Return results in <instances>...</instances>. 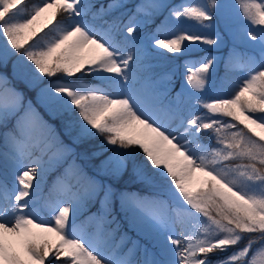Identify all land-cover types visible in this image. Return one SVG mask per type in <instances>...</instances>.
I'll return each instance as SVG.
<instances>
[{
    "label": "snow or ice",
    "instance_id": "6c2138e0",
    "mask_svg": "<svg viewBox=\"0 0 264 264\" xmlns=\"http://www.w3.org/2000/svg\"><path fill=\"white\" fill-rule=\"evenodd\" d=\"M125 6L112 0L93 11L90 0H0V39L5 51L10 45L32 62L38 78L63 74L42 93L78 115L82 138L102 136L116 146L101 162L106 174L119 176L131 162L139 179L169 186L175 205L120 194L121 209L148 226L158 252L149 258L145 249L141 261L135 246L122 250L123 238L112 242L117 229L105 227L115 223L111 188L75 166L65 169L54 185L57 195L41 205L46 165L71 150L29 104L4 160L15 183L9 188L0 181V264H264V0H141L127 24L105 19ZM62 13L66 19L58 21ZM158 15L163 19L150 43L134 35ZM221 20L225 34L252 48L230 57V68L244 70L230 96L213 82L216 58L199 55L204 46L224 42ZM153 53L185 58L184 91L174 98L145 75ZM77 74L94 82L67 79ZM21 100L11 89L0 91V122ZM100 191V213L78 223L84 202Z\"/></svg>",
    "mask_w": 264,
    "mask_h": 264
},
{
    "label": "rangeland",
    "instance_id": "374dc122",
    "mask_svg": "<svg viewBox=\"0 0 264 264\" xmlns=\"http://www.w3.org/2000/svg\"><path fill=\"white\" fill-rule=\"evenodd\" d=\"M90 2L95 4L96 7L93 9V11H96L101 5L106 8L107 5L112 2V0H90ZM124 2L126 5L124 8L114 10L107 17H105V19L111 21L113 18L119 17L121 26L127 24L129 16H131L135 12V5L141 3V0H124ZM166 2L169 4H178L180 3V0H166ZM166 14L167 13L165 12L163 15ZM163 15H158L155 18L154 22L146 24L143 31L138 30L137 33H134V35H140L146 40V42L150 43V37L155 32L156 26L163 19ZM61 16L64 17L66 16V14L62 13ZM137 18L140 19L142 17L137 16ZM97 23L100 22L97 21ZM217 27L221 30V34L224 35V42L219 47L204 46L205 50L199 52V55H211L216 58L213 69L210 70V72H212L213 74V82L217 85L218 88H222L224 92L230 96L235 90V84L244 75L243 69H232L228 66L230 57L232 56L234 50L239 52L251 53L252 48L250 47V44L243 39H237L234 41L229 35L225 34L222 31L224 28V23L222 20L218 23ZM12 56L13 58L11 59L10 66L11 73H8L6 70L0 67V91L5 88L11 89L16 93H19L22 97V100L20 109L15 114L9 116L3 122H0V181H5L9 188H11L15 183V177L12 174L13 169L11 167H8L6 169L4 166V160L10 153L8 138L11 134L14 133L13 130L7 125L8 123H10L11 119H15L17 122V120L28 109V106L30 104L32 109L35 110V112L42 118V120L51 127V129L53 130V134L58 137L59 141L71 150L66 156L62 158V164L59 162V160H54L50 166L46 165L49 170L44 174L43 179L46 181L47 187L43 186L42 189L41 186V205L43 203V199L47 198L50 193H52L53 196L57 195V193L54 191V185L56 184L58 178L64 176L65 169L69 168V166H75L77 168L81 167V171H83V173L86 174L87 177H90L99 182V184L104 186L105 188L109 186L111 188L112 198L109 205L111 209V215L109 216V219L111 220L114 218L115 223L106 225L105 227L109 229H117L112 238V242L114 244L121 243V239L123 238L122 250L126 251L128 248L135 246L137 249L135 259L143 261L146 256L145 249H147V255L150 258L151 254L158 252V249L154 247L155 240H141L137 236V234L151 237L153 236V233L149 230L147 225H142L139 222H134L131 218L130 212H126L121 209L120 194L132 193L139 194L140 196L145 197H158L160 199L167 200L170 204L175 205L178 203V201L173 196L172 192L169 189V186L159 178H156L154 184H149L146 181L139 179L133 172V170L130 176H133L134 178H129V180H127V183L131 184L140 181V185H142V187L140 188L136 185L132 187L117 186L115 181L118 178L122 177L126 170L119 176H112L110 174H106L105 171L101 168V162L107 160L108 157L112 155L113 149L116 146H104L102 144V141H95L93 143L91 140L92 138H85V141L83 140L82 142L83 147L85 148V150H88L89 153H91V156L93 157V160L91 162L97 163L96 168L92 170V173H89L86 170L85 161H79L80 156L75 154L76 147L72 143L74 140H76L78 134H80V132L74 133L75 131H73L75 117L71 116H75L76 113H67L60 110L58 106L48 101L42 93V89L45 88L50 81L63 79V76L58 74L57 77H42L39 79L30 77L28 73L22 69L18 60V56L12 55V50L10 48H8V51H5L4 45L0 44V63L3 61V65H5ZM147 63L151 65V68L146 71L145 75L152 79L153 86L157 90L161 92L167 90L168 98H174L177 93H181L184 91L185 58H174L172 54H168L167 58H163L153 53V55L149 57ZM72 80H74V82L83 83L94 82V78L82 74H77V76L75 78H72ZM20 84H24L25 86L29 84L31 86V88L28 87L30 89L29 93H32L33 96H25L24 90L20 87ZM62 113L65 114L63 122L57 124L56 121L49 120L56 117L61 121L62 118L59 116V114L61 115ZM203 139L207 141L209 137L207 135H204ZM36 155H39V153H37ZM44 159L47 160L48 156H45ZM37 178L40 179L39 171ZM70 182L72 184H76L75 178L71 179ZM78 187L80 188V191L83 192V187ZM60 198L64 199L63 196H61ZM102 199L103 191H100V193H98L94 198L86 200L80 209L77 222L84 223L88 221L89 217L99 214L101 210ZM39 206L40 205H38V207ZM117 211L120 212L119 215L116 214ZM41 215L47 218V211L42 210ZM93 230L94 224L89 225V231ZM131 231H134L135 235L131 234ZM220 255H227V253Z\"/></svg>",
    "mask_w": 264,
    "mask_h": 264
},
{
    "label": "trees",
    "instance_id": "16d2710c",
    "mask_svg": "<svg viewBox=\"0 0 264 264\" xmlns=\"http://www.w3.org/2000/svg\"><path fill=\"white\" fill-rule=\"evenodd\" d=\"M35 2H36V0H31V3H35ZM57 19H58V21H63V20L66 19V16L63 17V16L60 15V16L57 17ZM47 31H48V29H45V32H47ZM40 35H43V33H41ZM0 44H3V40L2 39H0ZM8 48L11 49V46L9 45ZM11 50H12V55H17L18 56V60L20 62V65H21L22 69L25 72H27L30 77H35V79H39L38 78L37 70H35V66L32 64V62L31 61H27L26 57H22L19 53L16 52L15 49H11ZM12 58H13V56L7 61V63L5 65H3L4 64L3 61L0 63V67L3 68L4 70H6L8 73H11L10 66H11V59ZM40 75L42 76V74H40ZM60 75L63 76V74H60ZM85 76H87V75H85ZM75 77H69L67 79L70 80V82H74V80H72V78H75ZM90 77H92V76H90ZM16 79H18V78H16ZM20 87L24 90V95L25 96H27V97L28 96H33L32 93H29L30 92V89L28 87L31 88V86L29 84L27 86H25L24 84H22V85L20 84ZM64 115L65 114H63V113L61 115L59 114V116L62 118L61 121H60V119H57L56 117H54L53 119H49V120L56 121V123L59 124V123H61V122L64 121V117H65ZM71 117H75V119H74L75 120V123L73 125L74 126L73 131H75L74 133L80 132V129H79V120H78L79 117H78V115L75 114V116H71ZM7 126L9 128H11L13 130V132H15L16 131V120L15 119H11L10 120V123H8ZM0 138H1V135H0ZM83 140L85 141V138H82L80 136V134H78L76 140H74L72 143L76 147L75 154L80 156V160L79 161H82V160L85 161L86 170L89 173H92V170L94 168H96V164L97 163L91 162L93 160V157L91 156V153H89V151L88 150H85V148L83 147V144H82ZM91 140H92L93 143L95 141H102L103 142L102 144L104 146H108V144L105 143L104 137H102V136L92 137ZM111 146H113V145H111ZM135 151L138 153L137 160L138 161H143L144 160V157H143V154L140 153V150L139 149H135ZM61 160L62 159L59 160L60 163H61ZM78 168L80 169L81 167H78ZM132 170H133L132 164H131V162H129V165H128L127 169H126V172L123 174L122 177L118 178L115 181L116 184H117V186H128V187H132V186L136 185V186H139L140 188L142 187V185H140V181H137V182H134V183H131V184H128L127 183V180H129V178L133 177V176H130L131 173H132ZM36 179H39V178H36ZM33 183L35 184L36 181L34 180ZM9 186H11V185H9ZM41 186H42V189H43V186L44 187H47L46 181L44 179H43V182H42V185ZM92 205H94V204H92ZM116 214L119 215L120 212L117 211ZM131 234H134L135 235L134 231H131ZM137 236L141 240H146V241H149V240H152L153 241V240H155L153 236L147 237V236H142V235H138V234H137ZM230 251H231V249H230ZM222 254H225V253H222ZM212 258L215 259L216 256L213 255Z\"/></svg>",
    "mask_w": 264,
    "mask_h": 264
}]
</instances>
